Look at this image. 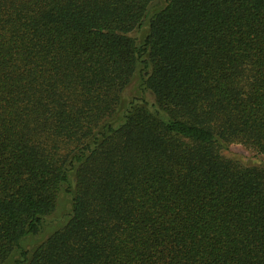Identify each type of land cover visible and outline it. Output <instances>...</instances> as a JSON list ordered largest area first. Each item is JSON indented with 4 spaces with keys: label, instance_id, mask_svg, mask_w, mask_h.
I'll return each instance as SVG.
<instances>
[{
    "label": "trees",
    "instance_id": "16d2710c",
    "mask_svg": "<svg viewBox=\"0 0 264 264\" xmlns=\"http://www.w3.org/2000/svg\"><path fill=\"white\" fill-rule=\"evenodd\" d=\"M153 1L0 0V264H264V0Z\"/></svg>",
    "mask_w": 264,
    "mask_h": 264
},
{
    "label": "rangeland",
    "instance_id": "374dc122",
    "mask_svg": "<svg viewBox=\"0 0 264 264\" xmlns=\"http://www.w3.org/2000/svg\"><path fill=\"white\" fill-rule=\"evenodd\" d=\"M134 85H131L129 92L133 89ZM221 155L226 159L232 160L242 166L258 167L264 169V160L259 158L255 152L241 144H231L227 150L220 151ZM69 199L67 196L62 195L58 201L56 211L47 220L45 228L39 237L28 239L25 242V247H31L32 245L39 244L43 241L52 231L63 224L69 213Z\"/></svg>",
    "mask_w": 264,
    "mask_h": 264
},
{
    "label": "water",
    "instance_id": "95a60500",
    "mask_svg": "<svg viewBox=\"0 0 264 264\" xmlns=\"http://www.w3.org/2000/svg\"><path fill=\"white\" fill-rule=\"evenodd\" d=\"M159 0H154L150 5L146 8L145 14H147L153 7H155L158 4Z\"/></svg>",
    "mask_w": 264,
    "mask_h": 264
}]
</instances>
